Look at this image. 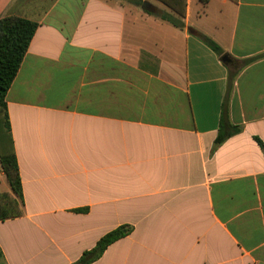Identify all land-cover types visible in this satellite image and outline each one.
Masks as SVG:
<instances>
[{"label":"crops","instance_id":"obj_1","mask_svg":"<svg viewBox=\"0 0 264 264\" xmlns=\"http://www.w3.org/2000/svg\"><path fill=\"white\" fill-rule=\"evenodd\" d=\"M5 15L39 25L5 98L23 213L0 264H80L121 225L89 264H264V0H187L184 28L128 0ZM223 109L240 130L217 144Z\"/></svg>","mask_w":264,"mask_h":264},{"label":"trees","instance_id":"obj_2","mask_svg":"<svg viewBox=\"0 0 264 264\" xmlns=\"http://www.w3.org/2000/svg\"><path fill=\"white\" fill-rule=\"evenodd\" d=\"M128 1L137 6H142L145 0ZM158 1L167 6L170 11L162 10L152 5L145 12L167 21L177 28H184L187 0ZM38 25V22L24 17L13 15L0 17V164L13 192V194L0 192V220L2 221L19 217L23 213L21 207L23 198L22 182L5 98L29 49ZM200 37L217 54L222 55L224 53L222 48L212 39L202 34H200ZM246 62L241 61V66ZM239 130L238 126L225 120L223 109L216 143L221 144L227 138L239 132ZM254 138L264 151L262 139L258 136H254ZM77 211L84 212L87 209L82 208L77 209ZM131 231L130 226L121 225L107 232L100 238L94 248L84 252L79 263L89 264L98 259L110 244L128 235Z\"/></svg>","mask_w":264,"mask_h":264},{"label":"water","instance_id":"obj_3","mask_svg":"<svg viewBox=\"0 0 264 264\" xmlns=\"http://www.w3.org/2000/svg\"><path fill=\"white\" fill-rule=\"evenodd\" d=\"M148 4H149L148 1H144V3L142 4V8L145 9V10L149 9ZM223 59H224V60H228V56H227V55H224V56H223Z\"/></svg>","mask_w":264,"mask_h":264}]
</instances>
